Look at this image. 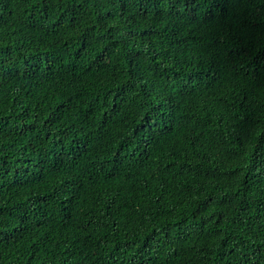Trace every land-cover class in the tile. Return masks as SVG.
Wrapping results in <instances>:
<instances>
[{
  "label": "trees",
  "instance_id": "obj_1",
  "mask_svg": "<svg viewBox=\"0 0 264 264\" xmlns=\"http://www.w3.org/2000/svg\"><path fill=\"white\" fill-rule=\"evenodd\" d=\"M0 264H264V0H0Z\"/></svg>",
  "mask_w": 264,
  "mask_h": 264
}]
</instances>
